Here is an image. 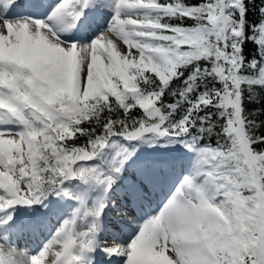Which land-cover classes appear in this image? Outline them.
Here are the masks:
<instances>
[{"label": "snow or ice", "instance_id": "1", "mask_svg": "<svg viewBox=\"0 0 264 264\" xmlns=\"http://www.w3.org/2000/svg\"><path fill=\"white\" fill-rule=\"evenodd\" d=\"M0 264H264V0H0Z\"/></svg>", "mask_w": 264, "mask_h": 264}]
</instances>
